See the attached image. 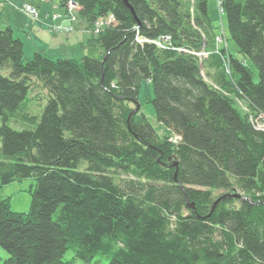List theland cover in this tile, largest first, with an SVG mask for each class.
<instances>
[{
	"label": "trees",
	"instance_id": "16d2710c",
	"mask_svg": "<svg viewBox=\"0 0 264 264\" xmlns=\"http://www.w3.org/2000/svg\"><path fill=\"white\" fill-rule=\"evenodd\" d=\"M73 1L88 23L115 17L100 59L26 60L0 30V187L34 181L26 213L0 194V264H73L68 251L108 264H264V133L235 107L264 115V0H221L228 55L215 52L207 0H128L136 20L122 0ZM163 36L180 51L151 43ZM142 81L161 137L128 106ZM211 189L246 200L208 216Z\"/></svg>",
	"mask_w": 264,
	"mask_h": 264
},
{
	"label": "rangeland",
	"instance_id": "374dc122",
	"mask_svg": "<svg viewBox=\"0 0 264 264\" xmlns=\"http://www.w3.org/2000/svg\"><path fill=\"white\" fill-rule=\"evenodd\" d=\"M52 1L57 8H54L52 4L50 6L47 5L51 11L50 14H47V12L42 8L39 0H0V30L9 28L13 31L14 37L23 44V55L26 60L31 59L32 55L35 53H42L46 58L52 61L73 60L79 62L84 57L100 59L101 48L98 44V38L101 32L116 26V23L113 21V16L106 15L104 18H97L95 24L88 23L80 17L78 13L79 8L69 6L70 16H67V12L65 10L67 5L60 9L58 7L59 0ZM217 1L219 2L221 0H208V13L211 24L216 32L215 52L218 53L219 48L220 50L223 49L225 54L228 55L231 52V48L226 43V38L228 37L226 29L227 23L225 16L220 15L219 13L220 10ZM27 6L38 10V12H35L36 15L38 13V18L31 17L34 15L29 14V11L26 10ZM52 7L55 10L53 12ZM61 13L62 18L61 16L58 18L57 15H60ZM27 14H29L31 18L27 16ZM53 17L55 20L57 19L56 21H66L67 25H57L53 21ZM101 22H103V26L99 25ZM135 40L139 44L146 42L150 43L137 37ZM170 42L171 39L166 36L159 37L157 40L151 41V43L159 49L175 50ZM207 54L208 53H200L197 56L205 57ZM247 65L254 73L253 81L256 83L258 78L254 68L249 62H247ZM226 72L227 75L230 74V70ZM33 96H39L42 98L39 109H43L45 105L44 91L38 87L35 89ZM152 99V87L147 81H142L140 84L138 101L128 106L133 111L137 110L134 114L132 112V115H137L138 111L139 114H144L147 121L153 128L156 129L158 135L161 137L162 131L156 124L153 106L150 103ZM235 107L243 116L248 118L249 123L256 131L264 133L263 114L252 113L244 99H235ZM171 140L175 144L178 142L174 136ZM172 167L174 166L172 165ZM32 186H34V181L32 179H23L21 181H16L9 185L0 187V194L9 199V208L11 212H28L31 204L29 191ZM199 190L205 191V189ZM236 191L237 193L242 194L239 190ZM210 193L213 206L214 201L223 195L230 194V191L211 189ZM186 205L193 212L195 211V207L199 206V204L194 205V203L190 201H187ZM191 206L194 208L191 209ZM0 256L3 259L6 258V254L2 250H0ZM64 261L72 262L73 264H108V260L100 256L93 258L89 262L79 261L73 258V253L71 251H68L65 254Z\"/></svg>",
	"mask_w": 264,
	"mask_h": 264
},
{
	"label": "bare ground",
	"instance_id": "6f19581e",
	"mask_svg": "<svg viewBox=\"0 0 264 264\" xmlns=\"http://www.w3.org/2000/svg\"><path fill=\"white\" fill-rule=\"evenodd\" d=\"M127 1V3H128V0H126ZM59 2H60V0H59ZM218 2V1H217ZM122 3H123V0H122ZM124 4V3H123ZM66 5H67V7L65 8V10H66V12H67V16H70V10H69V6H73V7H75V8H79V10H80V7H79V5H78V3L77 2H75V1H73V0H68L67 1V3H66ZM128 5L130 6V4L128 3ZM218 7H219V10H220V15H223V12H222V9H221V1H219L218 2ZM124 6L129 10V8L124 4ZM207 6H208V0H207ZM60 9L62 8L61 6H60V4H59V6H58ZM64 7V6H63ZM131 7V6H130ZM34 10H35V12H38V10L37 9H35V8H33ZM131 10H132V8H131ZM130 11V10H129ZM132 12H133V10H132ZM132 12L130 11V13L132 14ZM78 13H79V11H78ZM108 15H112V14H108ZM208 15H209V13H208ZM27 16H29V14H27ZM60 16H61V18H62V13L60 14V15H57V17L58 18H60ZM113 16V15H112ZM132 16L136 19V17H135V15H134V12H133V14H132ZM30 17V16H29ZM32 18H38V13H37V15H36V17L35 16H31ZM30 17V18H31ZM104 18V17H103ZM210 18V17H209ZM97 20V19H96ZM96 20L93 22V24H95V22H96ZM113 21L116 23V20H115V17L113 16ZM211 21V20H210ZM102 23L103 22H101L99 25H101V26H103L102 25ZM215 41H216V38H215ZM137 42V41H136ZM140 44H142V43H140ZM23 45V44H22ZM176 50V49H175ZM218 50H220L219 48H218ZM176 51H180V50H176ZM42 54V53H41ZM34 55V54H33ZM32 55V56H33ZM100 55L102 56V51H101V53H100ZM197 55V54H196ZM32 58V57H31ZM101 58V57H100ZM92 59H94V58H92ZM27 60H29V59H27ZM224 69L226 70V71H228L229 70V65L225 62L224 63ZM37 98H39V96L37 97ZM40 106V103H38V102H35L34 103V110H36L37 109V107H39ZM176 137V139L178 140V141H180V138L179 137H177V136H175ZM211 212V211H210Z\"/></svg>",
	"mask_w": 264,
	"mask_h": 264
},
{
	"label": "water",
	"instance_id": "95a60500",
	"mask_svg": "<svg viewBox=\"0 0 264 264\" xmlns=\"http://www.w3.org/2000/svg\"><path fill=\"white\" fill-rule=\"evenodd\" d=\"M123 3L129 8V10L132 12V10H131V7L128 5V3H127V1L126 0H123ZM132 14H133V12H132ZM137 104V103H136ZM136 111L137 110H134L133 111V114L134 113H136ZM173 166L175 167L176 166V164L174 163L173 164ZM174 179L176 180V173L174 174ZM228 197H230V198H234V199H239V200H241V201H245L246 200V198H244V197H242L241 195H239L238 193H234V194H226V195H223V196H221L220 198H218L215 202H214V204H213V206H212V208H211V212L208 214V216L213 212V210L215 209V207L217 206V204H219L221 201H223L224 199H226V198H228ZM191 209H193L194 207L193 206H191L190 207ZM207 216V217H208ZM199 219H206V217H201V218H199Z\"/></svg>",
	"mask_w": 264,
	"mask_h": 264
},
{
	"label": "crops",
	"instance_id": "0c3cea01",
	"mask_svg": "<svg viewBox=\"0 0 264 264\" xmlns=\"http://www.w3.org/2000/svg\"><path fill=\"white\" fill-rule=\"evenodd\" d=\"M40 3H41V6L42 8L47 12V14H50L51 11L49 10L48 6L47 5H51L54 7V8H57V6L54 5L53 1L52 0H39ZM52 7V12L55 11ZM55 16V15H53ZM57 20V19H56ZM53 17V21L57 24V25H67V22L66 21H63V20H58L56 21ZM59 23V24H58ZM101 51V50H100Z\"/></svg>",
	"mask_w": 264,
	"mask_h": 264
},
{
	"label": "built area",
	"instance_id": "2783aa9c",
	"mask_svg": "<svg viewBox=\"0 0 264 264\" xmlns=\"http://www.w3.org/2000/svg\"><path fill=\"white\" fill-rule=\"evenodd\" d=\"M26 10L29 11V14L34 15L36 17L35 10L32 7L27 6Z\"/></svg>",
	"mask_w": 264,
	"mask_h": 264
}]
</instances>
